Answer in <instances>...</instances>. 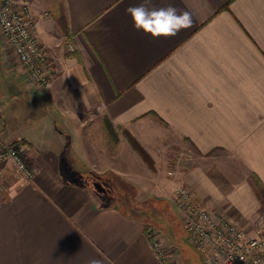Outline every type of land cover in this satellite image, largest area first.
I'll use <instances>...</instances> for the list:
<instances>
[{
  "label": "crops",
  "instance_id": "obj_1",
  "mask_svg": "<svg viewBox=\"0 0 264 264\" xmlns=\"http://www.w3.org/2000/svg\"><path fill=\"white\" fill-rule=\"evenodd\" d=\"M138 2L30 0L55 68L44 91L0 39V64L22 88L0 99L1 137L36 170L27 180L0 164V264H161L147 229L173 251L174 239L146 215L174 214L181 186L259 232L264 0H153L193 20L158 39L134 30L125 9Z\"/></svg>",
  "mask_w": 264,
  "mask_h": 264
},
{
  "label": "built area",
  "instance_id": "obj_2",
  "mask_svg": "<svg viewBox=\"0 0 264 264\" xmlns=\"http://www.w3.org/2000/svg\"><path fill=\"white\" fill-rule=\"evenodd\" d=\"M0 39L10 59L26 73L32 87L44 91L55 68L46 47L40 44L30 0H0ZM0 163L11 161L17 172L32 180L36 170L29 166L17 142L1 137ZM3 173L0 170V179ZM168 175L173 176L170 170ZM3 186H0V193ZM170 200L186 231L187 241L203 257L205 264H264V235L244 231L223 213L207 208L186 187H177ZM152 248L161 264H174L172 253L152 229H147Z\"/></svg>",
  "mask_w": 264,
  "mask_h": 264
},
{
  "label": "rangeland",
  "instance_id": "obj_3",
  "mask_svg": "<svg viewBox=\"0 0 264 264\" xmlns=\"http://www.w3.org/2000/svg\"><path fill=\"white\" fill-rule=\"evenodd\" d=\"M5 57L7 60H9L7 54ZM10 61L11 63H16L14 59H10ZM12 78L13 77L11 73L8 70H6L3 64H0V99L4 101V103H6V101H9L10 98H14L16 96L19 97L18 95L20 94V90L22 91V88L12 85L9 82V80H11ZM38 91H41V90H38ZM7 163L10 164V167L12 168V169H9L11 173H14V172L18 173L14 164L11 161L2 162L0 164H7ZM147 164L149 167H152L151 161L150 163H147ZM187 169L190 170L191 167H188ZM3 176L4 175H2L0 179V186L4 187ZM215 210L220 212V209H215ZM162 213L157 214L153 212V214L151 213L152 218L149 217L148 219L151 220L149 222H152V221L155 222L153 225L156 228L159 226L163 230H165L167 237H169L170 239L172 238L174 239V240H171L172 242L171 245H173L174 243V246H175L174 251L173 249L169 247V250L172 253V260L174 264H204L201 254L187 241V235H186L185 228L183 226L181 219L177 215V212L174 211V214L171 213L170 215H168L164 211H162ZM258 217L261 222V225H260L261 228L259 229V233L264 235V205L262 206L261 209H259ZM170 233L172 234L169 235ZM175 256L177 258H175Z\"/></svg>",
  "mask_w": 264,
  "mask_h": 264
},
{
  "label": "clouds",
  "instance_id": "obj_4",
  "mask_svg": "<svg viewBox=\"0 0 264 264\" xmlns=\"http://www.w3.org/2000/svg\"><path fill=\"white\" fill-rule=\"evenodd\" d=\"M134 30L140 31L151 39L174 37L181 29L193 25L191 14L169 4L157 7L153 0H139L125 9Z\"/></svg>",
  "mask_w": 264,
  "mask_h": 264
},
{
  "label": "trees",
  "instance_id": "obj_5",
  "mask_svg": "<svg viewBox=\"0 0 264 264\" xmlns=\"http://www.w3.org/2000/svg\"><path fill=\"white\" fill-rule=\"evenodd\" d=\"M126 136L128 138L129 144L131 145V147L140 155V157L146 162V163H150V157L147 154V152L143 149V147L137 142V140L132 137L130 134L126 133ZM116 186V185H115ZM114 189V188H113ZM144 210H136V213H143ZM147 218H152V214H147L146 215ZM148 224L150 227L155 228V226L153 225V223L148 221Z\"/></svg>",
  "mask_w": 264,
  "mask_h": 264
}]
</instances>
